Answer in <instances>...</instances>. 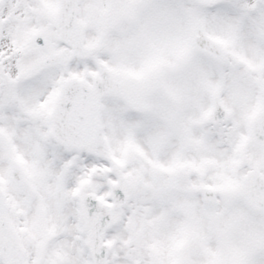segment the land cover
I'll use <instances>...</instances> for the list:
<instances>
[{
    "label": "snow or ice",
    "instance_id": "1",
    "mask_svg": "<svg viewBox=\"0 0 264 264\" xmlns=\"http://www.w3.org/2000/svg\"><path fill=\"white\" fill-rule=\"evenodd\" d=\"M0 264H264V0H0Z\"/></svg>",
    "mask_w": 264,
    "mask_h": 264
}]
</instances>
